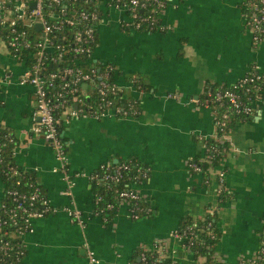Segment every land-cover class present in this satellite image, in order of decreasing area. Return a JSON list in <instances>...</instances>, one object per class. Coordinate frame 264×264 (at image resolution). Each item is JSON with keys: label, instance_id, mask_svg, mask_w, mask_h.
Listing matches in <instances>:
<instances>
[{"label": "crops", "instance_id": "obj_1", "mask_svg": "<svg viewBox=\"0 0 264 264\" xmlns=\"http://www.w3.org/2000/svg\"><path fill=\"white\" fill-rule=\"evenodd\" d=\"M250 0H167L162 30L126 34L125 11H111L99 27L95 61L113 63L115 81L132 115L68 119L63 134L70 169L83 173L73 197L56 173L53 149L34 135V93L22 85L26 65L8 50L0 29V125L16 139L15 164L35 173L54 215L32 221L23 237L27 256L21 264H89L85 244L99 264H131L144 249L159 245L174 251L179 264H208L186 252L171 234L187 219H219L221 239L212 264H240L256 256L264 235V95L252 121L228 136L230 152L222 166L208 174L193 173L188 162L204 158L207 143L217 135L207 106L208 86L229 87L254 69L264 75V43L256 45L247 27ZM136 161L150 169L149 178L133 189L151 209L133 220L123 205L109 222L96 215L90 177L116 161ZM226 172V200L221 198L219 172ZM4 187H0V203ZM76 207L83 225L66 210Z\"/></svg>", "mask_w": 264, "mask_h": 264}, {"label": "built area", "instance_id": "obj_2", "mask_svg": "<svg viewBox=\"0 0 264 264\" xmlns=\"http://www.w3.org/2000/svg\"><path fill=\"white\" fill-rule=\"evenodd\" d=\"M77 0H0V29L6 35V46L8 50L26 65L22 85H29L33 89L35 111L33 114V129L34 135L42 137L44 141L53 149L57 162L56 173L63 176L67 185L65 195L73 197V191L76 187V181L83 173H73L70 169L68 157V144L63 138V117L68 119L80 118H102L108 114H115L117 117H128L133 112L118 106V101L125 99L123 91L119 88L115 81L117 72L114 67L103 63V69H90L84 72L82 68L73 69L66 68L61 71L47 73L49 66L57 67L64 61L66 54L74 56L88 57L90 62L93 60L94 50L91 47L96 41V33L103 23L108 12L112 10L125 11L128 15V21L122 22V25L133 23L136 30H141L148 19L142 18L139 14H131L126 2L121 3L120 0H111L100 8L101 15L97 12H89L87 8L73 9L74 15H69L67 11L68 4L76 3ZM133 11L146 10L152 4L157 5L158 10L165 11L167 4L161 0H130ZM34 5V7H33ZM108 10V12H106ZM41 26V29L39 28ZM78 28L71 35L66 34V28ZM247 27L253 36V41L256 45L264 43V0H250L247 9ZM149 32L162 30L161 24L155 26V23L146 28ZM146 30V31H147ZM95 49V48H94ZM21 56L23 59H20ZM97 62V61H95ZM28 65V66H27ZM81 65V64H80ZM60 67V66H59ZM115 72V73H114ZM262 83L264 89V75L257 69H254L248 76L240 80L235 85L229 87H221L215 93L214 101L219 104L220 108L224 106L232 107V109L240 114H254L257 111V104L263 101V91L261 87L256 85ZM95 86L98 88L100 107L98 110H93L84 102L87 96V86ZM246 85L255 86L257 95L251 100L252 106L244 105L238 90L244 89ZM229 88V89H226ZM233 88V89H232ZM250 92V90H248ZM115 98L117 103H114L109 98ZM214 114V113H213ZM215 124L217 135L216 141L224 145L229 143L227 131V120L230 115L224 113L221 119H218L215 114ZM0 132V136H1ZM10 140L9 136L0 138V177L14 176L18 177L20 173L11 165H4V146L1 141ZM230 144V143H229ZM210 153V149H207ZM212 163V157L208 154L201 159L200 163L192 161L188 162L189 169L196 174L202 173L201 163ZM129 165H120L112 167V165L103 166L99 171L94 173L90 180L92 183H120L124 174L129 172ZM103 174H102V173ZM22 173V172H21ZM150 169L145 167L137 171L136 182L130 185L129 188L119 193L116 197L117 205L112 203L107 204L105 209H96V215L104 217L105 210H115L126 205L129 207L133 220H138V213L143 210L138 207V203L145 199L138 191L133 189V186L138 183H144L149 178ZM25 174V171L24 173ZM226 172L221 170L218 174L220 185V193L225 189ZM5 196L12 202L11 208L6 203H0V255L13 251L12 241L17 237L15 232H4L6 227H14L19 231V235L23 237L32 232V221L43 219L54 215L57 209L54 208L49 200L41 198L36 190L33 194L20 193L17 190H9ZM96 204L103 202V197L96 199ZM38 204L42 206L39 210ZM73 220L83 225L82 213L76 207L66 209ZM208 214H213L209 211ZM107 221V219H105ZM171 237L183 249L191 253V247L195 246V241L199 240L194 228L190 227L184 231H174ZM264 239V235L262 236ZM25 249L26 246L22 244ZM27 249V248H26ZM86 255L89 264H99V259L89 244H85ZM174 251L165 248V244L159 245L157 251L142 250L139 261L131 264H165V261L172 260V264H179L173 259ZM24 251L17 252V261L22 263L24 260ZM0 261L2 259L0 258ZM240 264H264V240L258 249L253 260H241Z\"/></svg>", "mask_w": 264, "mask_h": 264}, {"label": "trees", "instance_id": "obj_3", "mask_svg": "<svg viewBox=\"0 0 264 264\" xmlns=\"http://www.w3.org/2000/svg\"><path fill=\"white\" fill-rule=\"evenodd\" d=\"M163 3L167 4V0H161ZM111 2V0H77L76 3L73 4H68L67 6V11L69 15H74L73 14V9H84L87 8L89 12H97L99 15H101L100 8L104 6L105 4ZM121 3L126 2L129 10L131 9V14H139L142 18L148 19V22L144 24V26L141 28V30H136L135 26L133 23H129L130 25L128 26L127 24L122 25V30L126 34H131L135 32H141V33H149V31L146 28H150L153 23H155V26L160 25L161 23V16H162V11L159 9L157 5L152 4L151 6L148 7L146 10H136L133 11L132 5L130 3V0H120ZM78 28H66V34L71 35L74 32H76ZM147 30V31H146ZM1 34L6 40V35L4 32L1 31ZM100 45V34L99 31L96 33V41L91 44V47H93L94 53L93 56H95V52L97 48ZM95 48V49H94ZM64 61L61 63V65L57 67H52L49 66L47 68V73L50 72H57L58 69L64 70L66 68H73V69H80L82 68L84 72L89 71L90 69L96 68V69H104L105 66L101 61L95 62V57L93 60L90 62V59L88 57H81V56H74L73 54H66L64 57ZM20 59H23L21 56ZM81 64V65H80ZM108 65H111L114 67L115 71L118 72L119 69L117 66L113 63H108ZM28 66V65H27ZM115 73V72H114ZM87 86V96L84 98V102L93 108V110H98L100 107V99H99V93H98V88L95 86L86 85ZM256 87H261V94L264 95V89H263V84L260 83L256 85ZM221 87L215 86V85H209L208 86V99H207V106L211 108L213 113L218 119H221L224 113H228L230 115V118L227 120V131L226 134L230 135V133L240 124L247 123L253 120V118L256 116L255 112L254 114H246L244 111L241 112L240 114L236 113L232 107L229 106H224L223 108H220L219 104L214 101V95L217 93ZM229 89V88H226ZM233 89V88H232ZM250 90V92H248ZM236 93L240 94L241 99L246 106H252V103L250 102V99L253 100L256 98L257 92L255 89V86L251 85H246L244 89L236 91ZM110 100H112L114 103H117L115 101V98L110 97ZM118 106L123 107L126 110H134L132 108L133 105L127 104L126 99H122L118 101ZM132 107V108H131ZM0 132L1 136H6L8 135L10 140H4L2 139L1 141L5 144L4 146V165L5 166H13L19 173L20 175L18 177L14 176H1L0 177V182H2L5 187H6V192L9 190H17L20 193H27L29 195L33 194L36 190H38L39 195L41 198L48 200V197L42 188L41 185L38 184L36 178H35V173L33 172H25L21 170L14 162L13 156H14V150L16 147V139L14 138L13 134L4 126L0 125ZM64 138V137H63ZM64 142H66L64 138ZM67 143V142H66ZM230 144L226 143L224 145L219 144L216 139L209 141L207 143V149H210V153L207 152L205 153L206 157L208 154L212 157V163H201L202 166V173L200 174H208L210 170L216 169L218 167L222 166V160L223 158L230 152ZM202 158L194 159L193 162L195 163H200ZM129 165L131 167V170L127 173L124 174L123 179L121 180L120 183H93V192L95 195V206L99 210L105 209L107 204H114L117 205L118 201L116 200V197L119 195L120 192L126 190L127 188L130 187L134 182H136V177H137V171L139 169H144L145 166L133 161V160H126L123 162H118L117 164H111L112 167H118L120 165ZM22 172V173H21ZM102 173V172H101ZM104 173V172H103ZM102 173V174H103ZM226 195L227 192L224 191L221 193V198L223 200H226ZM98 197H103V202L96 204V199ZM2 203H6L8 207L11 208L12 202L5 196L3 199ZM39 210L42 209V206L40 204L37 205ZM138 207H140L143 211L138 213V220L140 219H146L147 217L150 216L151 209L149 207V204L147 203L146 200L139 202ZM115 210H105L103 211L105 219L109 222L114 218L115 215ZM219 225V219L216 215L215 212L213 214H208L205 219H200V220H193V219H187L182 226L178 229V231H184L189 229L190 227L194 228L197 236L199 237V240L195 241V246L191 247V255L194 256H203L207 258L208 264H212L211 262L214 261L216 254L215 250L220 242L221 239V233L218 228ZM4 232H15L17 237L12 241V247L13 251H9L6 254H1L0 258L2 261H0V264H21L18 263L17 261V252L20 250L24 251V259L27 256V249L22 247L23 244V239L19 235V231L14 228V227H6ZM264 239H262L263 242ZM141 255V252H140ZM165 264H172V260H167L165 261Z\"/></svg>", "mask_w": 264, "mask_h": 264}, {"label": "water", "instance_id": "obj_4", "mask_svg": "<svg viewBox=\"0 0 264 264\" xmlns=\"http://www.w3.org/2000/svg\"><path fill=\"white\" fill-rule=\"evenodd\" d=\"M33 7H34V5H33ZM39 28L41 29V26H39ZM63 137H64V134L62 135ZM119 161H116V163H118Z\"/></svg>", "mask_w": 264, "mask_h": 264}, {"label": "rangeland", "instance_id": "obj_5", "mask_svg": "<svg viewBox=\"0 0 264 264\" xmlns=\"http://www.w3.org/2000/svg\"><path fill=\"white\" fill-rule=\"evenodd\" d=\"M0 187H1V183H0Z\"/></svg>", "mask_w": 264, "mask_h": 264}]
</instances>
